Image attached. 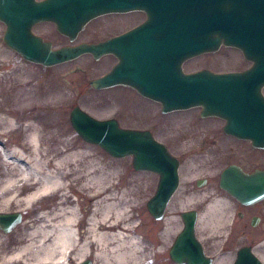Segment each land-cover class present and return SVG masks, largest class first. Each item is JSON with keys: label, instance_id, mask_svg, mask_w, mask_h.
<instances>
[{"label": "water", "instance_id": "95a60500", "mask_svg": "<svg viewBox=\"0 0 264 264\" xmlns=\"http://www.w3.org/2000/svg\"><path fill=\"white\" fill-rule=\"evenodd\" d=\"M131 11L143 12L146 20L112 40L55 49L32 32L38 24L51 23L73 44L90 21ZM0 23L4 44L28 63L51 68L85 55L94 61L113 55L117 64L89 82L94 90L131 87L160 104L162 114L200 108V117L224 121L226 135L264 149V0H0ZM221 46L237 49L251 66L229 73L183 71L184 62ZM69 119L84 142L115 159L131 157L134 171L160 177L146 207L154 220H162L179 181V163L167 148L148 131L123 129L114 119L97 120L78 107ZM219 186L241 204L253 205L264 200V171L246 174L230 166ZM181 218L171 260L211 264L195 238L196 212H183ZM20 219L19 213L0 215V229L9 233ZM233 264L263 263L242 247Z\"/></svg>", "mask_w": 264, "mask_h": 264}, {"label": "rangeland", "instance_id": "374dc122", "mask_svg": "<svg viewBox=\"0 0 264 264\" xmlns=\"http://www.w3.org/2000/svg\"><path fill=\"white\" fill-rule=\"evenodd\" d=\"M131 18L132 20L129 22L127 20L124 21V24L114 25L111 24L113 19L103 16L98 17L94 19L95 21L92 20L86 25L85 29L78 34L79 36L75 39L74 44L82 42L97 43L101 41L98 39L129 27L134 23L135 19H141L135 15L131 16ZM119 19L124 20L122 17L117 18V20ZM4 30V25L0 23V119H12L15 125L14 128H5L0 121V149L2 151H10L13 147H18L24 141L25 136L30 133V129L27 127L30 122H36L40 126L42 124L45 126L47 123L54 125L42 131V137L46 142L41 145V152L44 160L53 159L52 163L45 167L49 170L55 167L61 169L57 170L55 174L61 178L64 184L63 190L70 197L69 201H72L75 206L79 204L76 208L82 220L78 228L83 230L85 221L91 213L93 203L86 201L85 194L87 193L84 185H82V179H85L84 173H90V176L103 175L106 179L109 176L108 184L114 185L110 192L115 193L117 196L118 199L116 201L119 204V208L125 212L131 211L130 214L135 216L134 221L137 225L135 232L138 234L137 236L143 237L149 242L147 235L149 234L152 237L153 232L151 229L154 228L153 226L158 225L157 227L159 228L161 225L160 221H155L151 217L146 207L150 197L155 193L158 176L150 172L134 171L131 157L115 159L98 146L84 142L70 124V111L72 108L78 107L97 120L114 119L124 129L151 128L154 138L164 144L171 151V154L182 161L179 168L180 186L167 206L165 218L172 220L171 223L175 226V231L180 232L181 228L178 230L179 224H181L180 213L198 210L195 204L184 201L183 198L187 192L213 194V197L223 199L225 207L221 213L222 222L209 221L205 225H201L197 233L208 254H215V257L221 256L219 264H232L236 251L247 243V236H237V233L234 236L230 235L229 222L235 206L231 197L217 188V176L227 164L233 162L245 165L246 168L264 166V152L253 151L254 153H250L251 150L248 144H235L231 139L234 143L231 149L233 153L243 151L246 152V155L248 153L256 154L253 157L254 160L255 158L257 160L250 164L248 159L244 162L243 158H238L239 162L235 160L216 161L215 165H213L212 163L209 164L205 156L203 162L199 163L196 168L191 169L189 157L183 154L184 146L182 145L184 141H178L180 138L173 131L174 126L172 123L185 117L184 115L195 117L201 122L208 121L207 124L194 125L193 127L197 132L213 128L209 134V137L213 138L207 143H203V145L199 142L198 146L202 149L207 145H212L211 143L223 142L220 139V136L224 137L221 132L223 125L221 120L201 119L200 108L175 111L162 115L158 104L147 102L138 96H132V94L130 95L123 89L94 90L90 87L89 82L104 74L114 65V61L107 60L108 58L105 56L99 61H94L89 56H82L75 61L51 68L28 63L4 44L2 40ZM34 33L50 41L54 48H60L68 44V41L56 32L54 26L48 23L36 26ZM250 66L251 63L246 61L237 49L221 46L213 53L199 55L184 62L182 68L185 73L203 69L214 73H227L244 71ZM17 75H23L27 80L26 85L22 88L24 93L17 92L15 95H10L6 92L5 87L10 85ZM56 90L63 94L62 99L55 97ZM262 93L264 95V88ZM22 94H25L26 98ZM209 121H217V123H210ZM214 137H217L216 140ZM84 149H86V154L83 157L67 160L59 166L53 164L68 153L78 150L83 151ZM206 151V149H203L200 154L204 155L203 153ZM258 153L261 155L260 158L257 156ZM83 171L85 172L82 173ZM6 172L0 152V180L2 179L1 175H5ZM82 176L83 178H81ZM200 178L208 181L204 186L195 187L194 181ZM56 202L58 200H55L50 195L46 196L45 199L39 200L35 206L41 209L39 212L50 214L49 212L55 207ZM262 208L264 209V203ZM28 212H21L23 221H27V217L30 215ZM126 214L130 215L128 212ZM16 229L17 232L13 230L10 232L12 234L3 233L0 230V251L4 249L10 250L14 247L13 243H9L7 240H17L18 237H26L28 231L25 225H20ZM169 247V242H166L163 248V250H166L165 252L159 254H154L153 252L152 264H174L168 256ZM257 256L264 264V248L259 247ZM87 260L94 264L91 256H88L81 263ZM75 261L78 262V260Z\"/></svg>", "mask_w": 264, "mask_h": 264}, {"label": "bare ground", "instance_id": "6f19581e", "mask_svg": "<svg viewBox=\"0 0 264 264\" xmlns=\"http://www.w3.org/2000/svg\"><path fill=\"white\" fill-rule=\"evenodd\" d=\"M26 83L27 80L23 75H17L11 84L5 87V90L10 95H15L17 92L24 93L22 88ZM22 95L26 98L25 94ZM55 97L62 99L63 94L56 90ZM184 116L174 121L172 125L174 126L173 131L180 138L178 141H184L183 151L190 159L191 169L196 168L199 163L203 162L205 156L209 164L215 165L216 161L224 160L230 155L226 152V149H232L234 143L231 139L222 137L220 138L223 141L222 143L216 142L214 145H207L200 149L199 142L203 145V143L213 138L209 137L213 128L197 132L193 129L194 125L207 124L208 121L201 122L195 117H189L190 115ZM0 121L5 128H14L15 124L12 119H0ZM53 126L49 123L40 126L36 122H30L27 124L30 133L25 136L24 141L18 147H13L10 151L0 149L2 163L7 170L5 175H1L2 179L0 180V215L12 213L21 215L22 211L31 212L36 207L37 202L45 199L46 196L51 195L55 200H58L55 207L49 212L50 214L41 212L37 217L28 216L27 221H23L21 216L20 223L17 225H25L28 233L26 237L7 240L9 243H13L14 247L10 250L0 251V264H71L73 262L79 264L88 256L93 258L94 264H152L153 252L154 254L165 252L166 250H163L165 243L169 242V245H171L170 243L179 233L175 231V226L171 223L172 220L170 221L164 216L160 220L161 225L159 228L158 225H154V228L151 229L153 232L152 237L149 234L147 235L149 242L143 237H138L135 232L137 226L134 221L135 216L130 214V210L125 212L119 208L116 201L117 196L115 193L110 192L114 185L108 184L109 176H107L108 179L104 178L103 175L90 176V173H84L85 171H83L85 179H82V185L86 189V201L93 203L91 213L85 221V226L83 230H80L78 226L82 218L79 217L76 208L79 204L75 206L72 201H69L70 197L63 190L64 184L61 178L55 174L57 170L61 169L55 167L49 170L45 167L52 163L53 159L44 160L41 152V145L46 142L42 137V131ZM203 149L207 151L203 153L204 155H201ZM85 154L86 149L74 151L66 154L65 157L53 164L59 166L67 160L83 157ZM257 156L258 158L261 157L260 154ZM256 160L257 158L254 160L253 157L249 160V163L251 164ZM159 178L158 176V182ZM212 197L213 194L187 192L183 198L185 202L195 204L196 208L201 209V212L198 213V229L209 221L220 222L222 220L221 213L224 211V201ZM189 211H195L197 215L196 210ZM127 212L130 215H127ZM180 226L181 224H179L178 230L181 228ZM14 231L17 232V229ZM259 247L264 248V241L256 247V253L259 251ZM170 251L169 247V257ZM203 254L211 259V264H219L221 256L213 260L205 253ZM236 256L237 254L234 261ZM75 260H78V262ZM172 263L177 264L173 261Z\"/></svg>", "mask_w": 264, "mask_h": 264}, {"label": "flooded vegetation", "instance_id": "af4514ba", "mask_svg": "<svg viewBox=\"0 0 264 264\" xmlns=\"http://www.w3.org/2000/svg\"><path fill=\"white\" fill-rule=\"evenodd\" d=\"M37 1H41V0H37ZM136 16V17H139V18H141V19H135L134 20V23L133 24H131L129 27H126V28H124L123 30H121V31H119V32H116V33H114V34H111V35H109V36H106V37H104V38H100V39H98V40H101V41H105V40H112V39H115L116 37H118V36H120V35H123V34H125V33H127V32H129V31H131V30H133V29H135L136 27H138L140 24H142L145 20H146V15L143 13V12H140V11H131V12H125V13H112V14H108V15H105V16H103V17H109V18H111V19H113V22L111 23V24H117V25H119L120 23H123L124 24V21H127L128 20V22L130 21V20H132V18H131V16ZM130 16V17H129ZM119 17H122L124 20H117V18H119ZM95 21V20H94ZM41 24H43V23H41ZM48 24H51V23H48ZM38 25H40V24H38ZM38 25H36V26H38ZM51 25H53V24H51ZM36 26H34L33 28H32V32L34 33V28L36 27ZM54 26V25H53ZM55 28V27H54ZM35 34V33H34ZM59 34V33H58ZM36 35V34H35ZM60 35V34H59ZM39 36V35H38ZM61 37H63L65 40H69L67 37H64V36H62V35H60ZM78 36L79 35H77V37H76V39L78 38ZM41 37V36H40ZM45 40V39H44ZM126 40H132V39H128V38H126ZM68 45H71V44H69V42H68V44L67 45H65V46H68ZM74 45V44H73ZM87 56H89V55H87ZM90 57V56H89ZM105 57H107L108 59L107 60H111V61H114V65L115 64H117V59L113 56V55H107V56H105ZM114 65H112L104 74H102L101 76H103V75H105V74H107L112 68H113V66ZM101 76H99V77H101ZM98 78V77H97ZM114 88H120V89H123V90H125L126 92H128V93H130V95L132 94V96H138V97H140V99H143V100H146L147 102L148 101H150V102H153V101H151V100H149V99H147V98H144V97H142V96H140L134 89H132L131 87H128V86H119V87H114ZM112 89V88H111ZM108 90V89H107ZM153 103H155V104H158V103H156V102H153ZM159 105V104H158ZM160 106V105H159ZM160 112H161V109H160ZM169 114V113H168ZM162 115H167V114H162ZM201 119H205V120H208V118L206 119V118H202V117H200ZM211 119H216V120H221V119H218V118H211ZM204 120V121H205ZM222 122H223V125H222V128H221V132H222V134H223V136L224 137H222V138H225V139H232L234 142H235V144H240V143H246V144H248V146H249V148H250V153H254L253 151H256V152H264V149H256V148H254V147H252V145H251V143L249 142V141H245V140H240V139H237V138H235V137H233V136H230V135H226L224 132H223V126H224V121L223 120H221ZM217 122V121H216ZM151 127V126H150ZM128 129V128H127ZM130 130H137V131H148V132H150L151 133V135L153 136V134H152V129L150 128V129H148V128H138V129H130ZM153 138H154V136H153ZM215 138V140H216V138L217 137H214ZM220 138H221V136H220ZM155 139V138H154ZM156 140V139H155ZM214 140V141H215ZM231 140V141H232ZM210 141V140H209ZM232 141V142H233ZM159 142V141H158ZM208 142V141H207ZM206 142V143H207ZM162 144V143H161ZM212 145H214L215 143H211ZM164 145V144H163ZM166 147V146H165ZM167 148V147H166ZM167 150H168V152L171 154V151L167 148ZM227 153L228 154H230L226 159H222V160H220V161H228V160H230V161H237V162H239L238 160V158H243L244 159V162H246V160L248 159V160H250L251 158H253V155H256V154H249L248 153V155H246L245 153L246 152H243V151H237L236 153H233V150H231V149H228V151H227ZM183 154H184V152H183ZM259 154V153H258ZM171 156H173V157H175L173 154H171ZM176 158V157H175ZM177 159V161H178V163H179V168H180V166H181V160L180 159H178V157L176 158ZM230 166H235V167H238L239 169H241V171L242 172H244V173H246V174H252V173H254V172H256V171H264V166H255V167H248V168H246V166L245 165H239V164H236V163H229V164H227L226 166H225V168H223L222 170H221V172L218 174V176H217V188L218 189H220L221 191H223V192H225L223 189H221L220 188V186H219V181H220V176H221V173L226 169V168H228V167H230ZM249 166V165H248ZM179 168H178V173H179ZM180 174H179V185H178V187H177V190L179 189V186H180ZM208 180L207 179H203V178H200V179H196L195 181H194V186L195 187H201V186H204L205 184H206V182H207ZM199 184H201V186H199ZM177 190L175 191V193L173 194V196L171 197V199H170V201L172 200V198L174 197V195L176 194V192H177ZM155 191H156V189H155ZM226 193V192H225ZM203 194V193H202ZM227 194V193H226ZM228 195V194H227ZM153 197V196H152ZM152 197H150V199L152 198ZM231 197V196H230ZM212 198H214V197H212ZM149 199V200H150ZM231 199H232V202H233V204H234V206H235V208H234V211H233V213H232V218H231V221L229 222V225H230V228H229V233H230V235H235L236 233H237V236H240V235H245V236H247V239H246V241H247V243H245V244H243L240 248H242V247H247V248H249L252 252H253V254H255L256 256H257V253L255 252V249H256V247H258L259 245H261L262 244V241H264V209L262 208V204L264 203V200H262V201H260V202H258V203H255V204H253V205H243V204H241L237 199H235V198H233V197H231ZM169 201V202H170ZM39 210H41L40 208L38 209L37 207H35L29 214L30 215H28V216H38L41 212H39ZM197 211V221H196V224H195V238L197 239V241L200 243V245H201V247H202V249H203V253H205V255H207V256H209V257H211L213 260H215V254H212V255H210V254H208L207 253V251L205 250V248H204V246L202 245V243H201V240L199 239V237H198V231H199V229H198V213H199V211H200V209H198V210H196ZM39 212V213H38ZM36 214V215H35ZM21 216V215H20ZM22 219H23V217H22ZM31 220V219H30ZM33 220H35V219H33ZM180 220H181V229H182V227H183V220H182V218H181V214H180ZM18 226V225H17ZM17 226H15L12 230L14 231L15 229H16V227ZM179 234V233H178ZM178 234L175 236V238L172 240V243H171V245H170V249H171V247L173 246V244H174V242H175V240H176V238H177V236H178ZM239 248V249H240ZM238 249V250H239ZM238 250L236 251V253H235V255L237 254V252H238ZM169 256V255H168ZM258 257V256H257ZM170 258V257H169ZM259 258V257H258ZM172 262V261H171ZM72 264V263H71ZM81 264H84L83 262L81 263Z\"/></svg>", "mask_w": 264, "mask_h": 264}]
</instances>
